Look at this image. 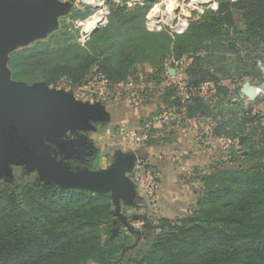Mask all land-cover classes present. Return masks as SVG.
<instances>
[{
	"label": "trees",
	"instance_id": "trees-1",
	"mask_svg": "<svg viewBox=\"0 0 264 264\" xmlns=\"http://www.w3.org/2000/svg\"><path fill=\"white\" fill-rule=\"evenodd\" d=\"M217 2L182 34L149 29V6L110 3L105 25L86 44L61 21L47 37L10 53L14 80L72 87L96 76L108 87L138 83L139 68L146 66L152 69L145 72L147 82L157 85L169 58L188 57L189 97L184 100L179 86L168 83L152 116L176 107L188 119L210 118L217 137L232 140L252 131L242 158L235 153L195 178L201 187L190 213L145 220L141 232L151 241L137 253L126 249L128 233L110 237L116 226L111 193L36 181L20 167L13 181L0 178V264H264V125L258 114L244 111L242 101L232 100L238 83L262 81L257 62L264 60V0ZM208 83L214 90L209 98L201 95ZM151 120L142 123L141 133L154 143L162 129L145 128ZM256 132L259 140L253 139Z\"/></svg>",
	"mask_w": 264,
	"mask_h": 264
},
{
	"label": "rangeland",
	"instance_id": "rangeland-1",
	"mask_svg": "<svg viewBox=\"0 0 264 264\" xmlns=\"http://www.w3.org/2000/svg\"><path fill=\"white\" fill-rule=\"evenodd\" d=\"M47 1H57L63 4L70 3L71 7L58 17L57 24L53 29L45 30L39 35L18 42L12 48V52L26 46H31L36 41L47 37L59 27L61 21H65L70 29L76 31V40L84 45L99 29L92 35H86L82 33V31L83 29L88 30L89 27L84 28L81 21L88 19L91 15L100 10L102 11V17L105 16L106 18L108 14L104 9L106 7V2H102V0H89L90 2H85L83 0ZM170 1L171 0H141V2L133 6H149L148 22L153 6L160 2L162 10H165L166 5L169 4ZM178 2L186 6L190 0H185V2L183 0H178ZM217 7L212 8L206 6L204 9L207 11L217 9ZM77 11L88 14V16L83 19L74 16ZM202 15L203 14L198 12V10L195 11V19H199ZM103 23L104 21L100 24V27L105 25V23ZM166 28L170 33L168 24L163 23L162 29ZM190 61L191 59L188 57H183L180 60L169 58L166 61L165 69L162 73L163 80L157 85H155V81L147 82L146 80L145 72L152 71L149 66H146V68H139L138 83H135V80L131 79L129 83H121L118 86L108 87L107 83L104 84L96 76L86 86L72 87L65 82H61L58 86L45 85L48 91L60 93L61 97L59 102H63L68 108L75 109L77 112H86L85 116L73 125H64L58 128L48 124L43 129L40 141L53 154L58 162L67 165V167L72 170L91 169L92 167L93 169L91 170L95 172L101 169L129 166L125 174L130 180L128 187L130 188L132 186V191L135 195H133L132 198V195L129 196L130 198L128 197V200L120 197V208L117 212L118 214H116L115 220L116 226L112 229L110 237L114 239L128 233L131 238L127 240L130 244L126 249L132 253L141 251V249L151 241V238L141 232L144 226L143 223L147 218L154 217V219H157L159 217H169L175 219L176 217L190 213L196 204L198 190H200L201 187V183L195 178L203 172L206 173L211 170V166H216L217 164L231 160L236 154L242 158L248 149L246 142L248 135H250L249 132H251L252 129L246 132L248 134L244 133L246 137L242 143H240L239 137L229 140L225 136L217 137L213 135V137L209 138L206 132L207 126L212 128V125H214L210 122V118L198 117L195 120L196 126H192L190 122H187L188 118L186 116V118H182L179 123L165 124L157 127L162 129L172 126V130L180 126L184 127V129L182 128V132L185 133V136L180 137L181 140L175 142L178 144V151L170 158L171 162H176L173 164L177 166L173 171V177H170V180H167V182L160 181L156 172L158 176V187L153 194L142 191L134 181L133 174L137 163L141 161L144 156L139 150L143 141H130V137H127L125 134L135 129L142 135V123L156 117V115L152 116V114L158 110V100H160V96L162 95L161 89L168 83H174L179 86L181 82L179 74L183 73L184 77H186L185 69ZM7 67L9 69L8 63ZM171 67L176 69V75L169 74L168 69ZM262 74V81H264V73L262 72ZM183 80L186 81V78ZM247 80L249 79L245 81ZM253 80L255 84H258L256 83L258 80L255 78H253ZM41 82L42 81L35 82L33 85L43 84ZM244 82L238 83L237 87H240V91L234 95L232 100L235 102L236 100H238V102L242 101L244 111L252 110V116L258 114V118H261L262 125H264V91L259 92V97L255 102H251L247 97L241 94V87ZM223 84L235 87L232 85L231 80H224ZM146 86L150 87V89L145 92L144 88ZM213 92L212 83L205 84L201 89V95L207 98H209ZM180 95L184 97L182 93H180ZM175 109L179 110V108L176 107L171 109L164 108L162 113ZM158 115L159 114H157V116ZM257 123L258 121H255L254 124L257 125ZM177 124L181 125L177 127L175 126ZM256 127L260 133V127L258 125ZM259 133H255L253 136L254 140H259ZM203 139L204 141H202ZM196 144H199L197 149H195ZM189 159L192 161H189ZM187 160L188 164L191 165V169L189 170H187V166H189ZM152 163L151 160V166H153ZM182 165L184 168L180 169L179 166ZM20 167L25 169V172L29 174L31 179L36 181L42 180L43 173L41 167L38 164L29 166L19 157L5 164V167L0 170V178L9 182L13 181L15 177L19 175L21 171ZM117 180V191H120V184L122 182L121 174L118 175ZM111 194H115V187L111 190ZM114 204L116 211V203L114 202ZM155 223H157V221H155ZM91 264L95 263L92 262Z\"/></svg>",
	"mask_w": 264,
	"mask_h": 264
},
{
	"label": "water",
	"instance_id": "water-1",
	"mask_svg": "<svg viewBox=\"0 0 264 264\" xmlns=\"http://www.w3.org/2000/svg\"><path fill=\"white\" fill-rule=\"evenodd\" d=\"M214 2L215 0H202L200 4L207 6ZM70 7V3L47 0H0V170L8 161L19 157L29 166L38 164L41 167V181L63 188H80L91 193L105 194L111 193L115 187V194L111 196L116 203L115 214H118L120 197L127 199L135 195L132 186L128 187L130 180L125 174L129 166L95 172L91 169L72 170L58 162L40 141L43 129L48 124L58 128L73 125L86 112H77L59 102L60 93L48 91L45 88L48 84L44 81L41 82L43 84L29 85L14 80L7 67L15 44L53 29L58 17ZM104 20L105 16L91 34H88L87 29H83L84 33L92 35ZM168 72L170 75L177 74L173 67ZM260 91H264V81L257 85L247 80L241 87V94L251 102L258 99ZM245 137H239L240 143ZM119 174L122 176L121 194L117 191Z\"/></svg>",
	"mask_w": 264,
	"mask_h": 264
},
{
	"label": "built area",
	"instance_id": "built-area-1",
	"mask_svg": "<svg viewBox=\"0 0 264 264\" xmlns=\"http://www.w3.org/2000/svg\"><path fill=\"white\" fill-rule=\"evenodd\" d=\"M83 1L90 2L89 0H83ZM144 1H149V0H144ZM183 1L185 2V0ZM102 2H106V7L104 9L106 10V13H109L110 3H116V4L126 3L128 6H130V3L136 5L138 4V2H141V0H111L109 2L106 0H102ZM172 2L173 0H171L169 4H171ZM189 3L186 4V6L185 4L180 3V6L174 9L172 16V14L167 13V8L169 4L166 5L165 10H162L161 3L159 2L151 9V14L147 22L148 27L150 29L160 30L163 28V23H166L170 28V33L173 34L184 33L188 29L190 21L195 19V11L198 10V12L203 14L205 12L204 8L206 7L199 3L196 8H192L189 6ZM207 6L216 8L218 6V2L215 0L213 4ZM187 12H189V14H187ZM82 22L83 21H81V24ZM82 33L84 32L82 31ZM257 64L264 73V60H259ZM179 76L181 78V82L179 83V89L184 96L183 99L185 100L189 97L190 93H188L186 90L185 82L183 80L185 78L184 74L181 73L179 74ZM101 82L106 84L105 80ZM182 118H186L184 109L171 110L168 112L161 113L158 116L152 118V120L149 121V123L146 125L145 128L148 129L151 126L159 127L165 124H176L179 123ZM137 134H139L138 131L134 129L128 131L125 135L127 137H130V141H135V142L143 141V139L147 135V133H143L142 135L140 134L137 135ZM133 179L136 182V184L139 186V188L148 194H153L158 187V176L154 171L153 167L147 161H142V160L138 161L136 169L133 174Z\"/></svg>",
	"mask_w": 264,
	"mask_h": 264
},
{
	"label": "crops",
	"instance_id": "crops-1",
	"mask_svg": "<svg viewBox=\"0 0 264 264\" xmlns=\"http://www.w3.org/2000/svg\"><path fill=\"white\" fill-rule=\"evenodd\" d=\"M158 104H159V100H158ZM195 120L196 119H188L187 122H190L192 126H196ZM178 125L181 124H177L175 126L178 127ZM172 128H173L172 126L166 127V128H162L161 132H156L155 139L157 141L154 143L148 142L147 140H149L150 138L149 136L146 135L145 138L143 139V142L141 143V146L139 147L141 154L143 153L142 155H144L142 157L143 158L142 161L145 160L151 163L152 160L153 162L152 167L154 168V171L157 172L160 181L162 180L165 182H167V180H170V177H173L172 176L174 173L173 171L177 168V166L174 165L176 162H171L170 160V158L173 155H175L176 152L178 151L177 149L178 144H176L175 142L181 140L180 137L185 136V133L182 132V128L184 129L183 126H180L179 128L175 129L176 131L172 130ZM206 132L209 138L213 137L212 128H210V126H207ZM202 141H204V139ZM197 147H199V144H196L195 149H197ZM189 161L192 160L189 159ZM187 164H188V160H187ZM188 165L189 166L186 165L187 170L191 169L190 168L191 165L190 164ZM179 168L182 169L184 168V166L183 165L179 166Z\"/></svg>",
	"mask_w": 264,
	"mask_h": 264
},
{
	"label": "bare ground",
	"instance_id": "bare-ground-1",
	"mask_svg": "<svg viewBox=\"0 0 264 264\" xmlns=\"http://www.w3.org/2000/svg\"><path fill=\"white\" fill-rule=\"evenodd\" d=\"M200 2H202V0H190L189 6L192 8H196ZM179 6H180V2L173 1L171 4L168 5L167 13L172 14V16H173L174 9L179 7ZM187 14H189V12H187ZM101 19H102V11L100 10V11L96 12L95 14L91 15L88 19L84 20L82 22V26L84 28L89 27V29L87 30V32L89 34L91 31H93L94 29H96L98 27Z\"/></svg>",
	"mask_w": 264,
	"mask_h": 264
}]
</instances>
